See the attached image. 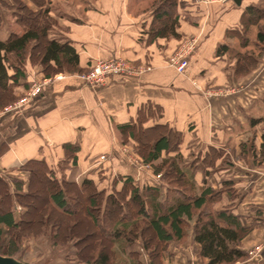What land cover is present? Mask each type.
<instances>
[{"label":"crops","instance_id":"0c3cea01","mask_svg":"<svg viewBox=\"0 0 264 264\" xmlns=\"http://www.w3.org/2000/svg\"><path fill=\"white\" fill-rule=\"evenodd\" d=\"M153 1L75 0L81 10L61 20L63 35L77 49L82 69L96 59L114 55L134 64H150L151 69L127 79L111 76L95 89L83 85L75 74L42 86L20 109L11 108L0 115L6 142L0 167L29 159H44L51 167L57 166L66 158L67 144L76 158L69 162L65 174L75 182L86 177V170L101 173L110 165L112 173L135 179L137 172L117 160L119 153L126 151L122 146L135 144L130 138L125 143L120 140L118 126L134 120L138 107L150 102L161 107L160 123L182 132L181 157L189 156L190 164L194 163V169L187 168L198 185L219 183L221 178L209 171L220 163L225 151L243 157L242 162L227 161L220 177L248 186L241 200H248V205L258 203L251 217L261 221L264 156L251 159L254 150L255 154L264 152V51L261 53V46L255 43L261 19L255 18L250 25L246 43L232 31L240 30V17L255 0H240L239 5L231 0L207 5L182 0L170 18H159ZM188 36L197 37L196 49L183 73H177L166 58ZM218 46H223L219 54ZM244 52H253L257 62L243 75L245 69L236 68L235 56ZM24 66L25 76L11 86L17 96L24 94L27 83L43 75L41 67L29 60ZM226 88L234 91L206 95L208 90ZM102 155L107 159L100 160ZM88 175L86 178L94 179V174ZM233 209L236 211L235 206ZM261 226L256 224L255 233L264 230ZM254 240L250 238L245 246L258 244L262 248L258 257L235 264H264V243ZM175 255L177 259L180 256Z\"/></svg>","mask_w":264,"mask_h":264},{"label":"trees","instance_id":"16d2710c","mask_svg":"<svg viewBox=\"0 0 264 264\" xmlns=\"http://www.w3.org/2000/svg\"><path fill=\"white\" fill-rule=\"evenodd\" d=\"M3 6H9L6 0H0ZM37 6L36 10L30 8L24 2L16 7V22L21 26L22 32H10L7 37L0 40V109H4L15 99L12 85L25 76V64L29 60L32 64L39 65L43 77H51L58 72L79 73L83 69L79 66V55L68 39H60L49 36L53 23L49 14V8H43L40 0H32ZM182 0H154L156 14L159 18H170L176 12L177 6ZM26 14H22L21 10ZM257 7L248 5L241 17L240 30H232L246 43L247 33L253 23L252 17L257 13ZM1 18V16H0ZM263 18V17H261ZM255 43L264 51V21L258 23L255 34ZM223 46H218L216 53L219 54ZM236 68L251 71L257 62V56L253 52L236 54ZM9 71H12L10 74ZM27 88V87H26ZM25 88V89H26ZM162 117L161 107L150 102L138 107L134 120L118 126L120 140L125 143L128 138L136 144V152L147 163L155 168V174H161L163 181L167 180L164 190L165 199L160 200V186L144 187L142 190L132 182L130 175L120 176L121 188L106 194L108 197L107 217L112 228L106 233L109 236L108 243L102 240L94 241L93 250L89 258L85 256L83 264H111L114 250L111 246L118 245L122 250L125 245L132 244L138 237H144V247L152 246L153 259L159 255L161 245L165 248L171 241H181L189 232L192 223V240L199 246V256L206 260L205 264H233L247 257V253L240 247L241 241L251 231L250 226L241 222L240 215L227 208L209 210L210 203L219 201L223 192L235 191L233 181L221 178L220 188H213L208 184L197 185L192 176H187L189 170L179 165L177 159L180 155L182 132L170 127L167 123H160ZM264 136V134H263ZM66 158L57 165L60 173L56 175L53 167L44 159H29L22 168L29 166V182L24 185L23 181H16L14 190L4 178L0 177V194H2L4 207H0V254L12 256L15 252L18 233L14 232L20 224L31 225L29 220H23L28 215L32 204L28 200L37 199L42 194L40 205L49 210V214L38 216V223L48 221V226L58 229L59 222H64L68 217L73 218L75 213L69 208L70 197L83 194L87 207L84 213L91 218V224L82 220L79 224L74 218L70 220V229L73 227L78 234L100 233L104 227L102 214H97L100 197L104 192L96 188V184L89 178H83L80 182L68 180L65 174L69 162H75L76 156L69 153L70 147L66 144ZM264 149V143L261 150ZM173 156L163 157L164 155ZM163 157V158H162ZM158 161V162H156ZM66 163V164H64ZM34 165L36 169L31 167ZM164 172V176L163 173ZM168 178V179H167ZM190 178V179H188ZM24 185V186H23ZM175 185V186H174ZM172 186V187H171ZM163 187V186H162ZM73 195H72V194ZM231 193V192H230ZM80 196V195H79ZM119 196V200L115 199ZM77 198V197H76ZM38 200V199H37ZM17 202L22 210L20 216L15 214ZM81 203V202H80ZM126 204L133 205L134 212L131 216L126 211ZM117 214L129 216L127 220L115 219ZM68 216V217H66ZM106 217V218H107ZM131 217V218H130ZM63 219V221H62ZM115 219V221H113ZM109 223V220H107ZM82 224V225H81ZM82 230V231H81ZM15 233L10 235L9 233ZM9 236L6 248L1 246L2 239ZM56 238L59 234L56 232ZM95 250V251H94ZM156 255V256H155ZM157 258L152 261L155 264ZM128 264H144L138 258L129 257ZM156 264H160L159 262Z\"/></svg>","mask_w":264,"mask_h":264},{"label":"rangeland","instance_id":"374dc122","mask_svg":"<svg viewBox=\"0 0 264 264\" xmlns=\"http://www.w3.org/2000/svg\"><path fill=\"white\" fill-rule=\"evenodd\" d=\"M6 1L8 4L11 5V7L3 6L2 3L0 2V16L3 17L0 20V40L5 39L7 34H9L10 32L21 33L22 31L21 26L17 24V22L15 21L16 14L13 13V11L17 10L16 7L18 6L17 5L18 2L19 4H22L21 3L22 1L26 5H28L30 8H33L35 10L37 9L36 8L37 6L34 4V2H32V0H6ZM40 1L42 2L43 8H49L51 11L49 12V14L51 16L53 23L49 31V36L60 38V39H68L64 37L63 35V32L65 31V27L64 25H62L61 19H63L62 17H64L68 20L70 18L69 17L70 14L73 11L78 13L81 10V7L76 6V4L74 5L75 0L64 1V2H69L70 6L68 4H65L63 0H40ZM186 1L187 2L192 1L193 3L195 2L197 3L196 0H186ZM216 1L221 2L222 0H214L211 3H214ZM231 2L233 1L231 0ZM254 4H255L254 6L257 7L258 10H257L256 15L253 16L252 19L253 20L255 18L261 19L260 23H262L264 21V0H255ZM202 5H207V4H202ZM21 12L22 14L27 15V13L23 9L21 10ZM189 37H192V36H188L186 38H189ZM116 56L124 58L123 56H120V55H114V56L108 57L107 59L116 57ZM124 59L129 61L126 58ZM102 60H106V59H102ZM93 63L94 62H91L89 66L87 67V69H83V71L79 73L70 74L66 72H58L56 74H53L51 77H46V78H51V79L54 78L53 80L49 82L51 83L54 81L62 80V79H55L56 75L58 74H64L65 77L68 75H73V74H75L76 76L78 74H85L87 73V71H89ZM137 65H150V64H137ZM35 79L42 80L44 79V77L39 76ZM30 85H32L31 81L27 83L26 90L30 87ZM220 90H223V89H220ZM25 93L26 91H24V94ZM24 94L22 96L21 95L17 96L15 94L16 97L14 101H12L6 107L11 106L14 102H18L19 99L24 96ZM6 107L4 109H0V111H6ZM0 131H1L0 132V154H1L6 148V142L4 141L5 138H4V133L2 132V129H0ZM253 146L254 145L252 144L251 149H253ZM122 150H126V151L120 152L119 153L120 159L117 158V160L121 165L123 164L120 161L127 164L129 166V167L127 166L128 169L132 167V169H134L137 172V178L134 179L131 176V178L133 179L132 182L134 183V185L138 186L140 190H142L144 187H147V186H150V187L160 186L161 187L160 188L161 189L160 190V200L165 199L163 198L165 196L164 190L169 184L167 183V180L163 181L161 179L160 173L159 174L154 173L155 168L152 165L154 163L150 164V163L145 162L143 158L136 152L135 145H131V146L126 145V147L122 146ZM255 152L256 151L254 150L253 153L251 154V159L253 161L264 156V152L262 153L260 151L261 153L259 154L257 153L255 154ZM169 154L170 155H164L163 157H169V156L174 155V153H169ZM180 155L183 157L181 153ZM232 155H233L232 152L227 153L225 151V154L222 160L220 161V163L217 166H215L212 170H210L209 172L212 173V175L213 173H215L219 178H222L220 177L222 174V173L220 174V172H223L224 169L223 168L221 169V167H223L224 165L226 166L227 161H230L231 159L233 160L235 159L236 161L239 160L242 162L243 157L241 155L239 156L237 155L232 156ZM181 156L177 159V162L179 163L181 167L187 170L191 168L193 169L195 168L193 165L194 163L190 164L189 156H186L185 160ZM104 157L106 160L107 157L106 156ZM100 160H102L101 156H100ZM23 164L25 163L24 162L20 164L16 163L15 165L11 167L2 168V169L0 167V177L4 178V180L8 182L11 190H14V185L16 181H20V182L23 181L24 185H26V182H29L28 180L30 176V171H29L30 168L29 166H27V168L26 166L25 168L24 167L22 168ZM198 164L199 163H197V165ZM57 167L58 166H54L53 168L55 169L56 171L55 173L58 176V173L62 171L57 169ZM31 168L36 169L34 165ZM110 168H112L111 165H110ZM110 168L104 169L101 173H98V172L96 173L95 172L96 170L94 169L84 171V174H86L84 176L86 177L89 176L88 174H94L93 182L96 184V188L99 191L104 192L103 195L99 196L101 202H99L98 210H97V214H102V218H104V227H102L101 229L102 231L100 233L94 234V236L92 237L90 233L86 235H82L79 233L77 234L75 230L73 229V227L70 229V220L71 219L73 220V218L77 222L79 221V224L82 223L81 222L82 220H84L89 225L91 224L90 216L86 215L83 209L84 207H87V202H85L83 198V194H80V193L78 194V196L70 197L71 205H69V208L75 213V216L73 218H69L68 216H66L68 218L66 220L64 219V222L58 223L59 224L58 229H56L53 226V224L52 226H48L49 225L48 221H46L43 224L38 223V218H39L38 216L44 215L47 213L49 214V210L46 207L40 205V202L42 201L41 200L42 194L39 193V195L36 196L38 200L37 199H33V201L28 200V203L32 204L33 208L30 207V211L28 212V215L23 218V220L26 222L28 220L32 222L31 225L30 223L29 225L20 224V226L14 231L18 233V240L16 241L15 252L12 253V257L24 262L25 264H83V262H85V259H86L84 255L88 256L89 258V255L87 254H90V251L92 252V250L94 249L92 246L94 243H96L95 241H98L99 239V240H102V242L108 243L107 241L109 239V236L106 232L112 228L111 226L113 223L110 222L112 218L107 217L106 209L108 205L107 204L108 197L106 196V194L113 193L115 189H120L122 186L120 176H125V175H119V174L112 173L111 171L112 169ZM162 173L164 176L165 175L164 172ZM191 174L192 173L189 170V172H187V176L190 177ZM67 179L74 181L73 179H70V177L69 178L67 177ZM96 179L98 180V182L96 181ZM192 179L195 180L194 178ZM80 181H77V182H80ZM233 187L235 191L223 192L221 195V199L219 201L210 203L208 205V209L217 211V209L227 208L228 211H234L233 207L235 206L236 211L234 212L240 215L241 222L246 226H250L251 231L246 237H244V239L241 241V244H240V247L243 248L245 252L247 253V257L245 259L237 261L238 263H241L245 261L246 259H248V257L250 256L257 258L259 251L262 249V248L259 249L258 244L256 245L252 244L249 248H246L245 245L247 244H245V242L249 240L250 238H254L255 240H261L260 242L264 243V230L259 231L257 233H255L256 231H254L257 223H260L262 225L261 227H264V216L261 221L259 220L257 222V220L251 216H253V214L254 215L256 214L255 210L257 209L256 206L258 205V203H253V204L248 205L247 204L248 200L242 202L241 199L244 193L243 191L248 190L247 185L243 186L242 184L238 185L237 183H235L233 184ZM213 188H220V181L217 185H214ZM2 194L3 193L0 194V207H4ZM115 199L119 200V196H117ZM13 204L16 205L15 214L17 217H19L20 216L19 212L22 210V207L17 202L13 201ZM239 205L240 207H238ZM125 206H126V211L131 216V214L134 212L133 205L126 204ZM262 206L264 208V205ZM115 219L124 221V220L129 219V216L127 217L121 214H117ZM115 219H113V221H115ZM107 220H109V223H107ZM190 227L191 228L189 229L188 235L181 241H171L168 243V245H165L164 249L162 248L163 245L160 246L158 250L161 249V251L159 252V255H157V257L154 258V259L157 258L155 264L158 262L160 264H205L206 260L202 259L199 256L198 254L199 247L198 248L196 247L195 245L196 243L193 242L192 237H191L192 236V223L190 224ZM56 232L59 234V237L57 238L54 236ZM9 234L15 235V233L13 232ZM8 237L5 236L2 239L1 246L5 247L6 244H9L7 242ZM93 238L96 240L94 241ZM145 239L146 238L142 236L138 237L134 243L125 245L122 250L118 247V245L114 244L113 246H111V250L112 251L114 250L115 252L114 256L112 257L113 259L111 261V264H128L129 257L134 258V259L138 258L144 264H153L152 261H154L153 259L154 250H152L151 248L154 245V242L151 243L152 245L151 247H150V241L147 242L149 243L148 245L149 247L147 248V247H144V244L146 242ZM1 251L3 250L1 249L0 252ZM175 252L180 254L178 259L176 257L177 255H175ZM0 255H3V254H0Z\"/></svg>","mask_w":264,"mask_h":264},{"label":"built area","instance_id":"2783aa9c","mask_svg":"<svg viewBox=\"0 0 264 264\" xmlns=\"http://www.w3.org/2000/svg\"><path fill=\"white\" fill-rule=\"evenodd\" d=\"M199 4H210L214 0H196ZM226 1V0H222ZM197 37L192 36L185 38L175 48V50L166 58L168 66L172 67L177 73H183L184 69L188 65L189 59L193 55L196 45ZM151 65H137L132 62L125 60L119 56L112 57L106 60L97 59L90 67L89 71L85 74H78L77 77L81 80L83 85H86L92 89L103 86L107 83V79L111 76H118L122 79L130 77H138L141 74L150 71ZM64 74L56 75L55 79H63ZM54 78H45L42 80H31L32 85L26 90L23 97L18 102H14L11 106L6 107V110L20 109V107L26 104L32 99L41 89L42 86L48 84ZM234 91L233 89H216L206 91L208 97L212 96H223ZM4 111H0V115ZM102 160L105 157L101 156Z\"/></svg>","mask_w":264,"mask_h":264},{"label":"water","instance_id":"95a60500","mask_svg":"<svg viewBox=\"0 0 264 264\" xmlns=\"http://www.w3.org/2000/svg\"><path fill=\"white\" fill-rule=\"evenodd\" d=\"M236 5L240 4V0H232ZM0 264H25L24 262L6 255H0Z\"/></svg>","mask_w":264,"mask_h":264}]
</instances>
